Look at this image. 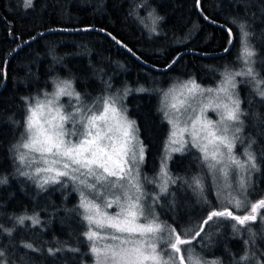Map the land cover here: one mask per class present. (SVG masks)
<instances>
[{
	"label": "trees",
	"instance_id": "obj_1",
	"mask_svg": "<svg viewBox=\"0 0 264 264\" xmlns=\"http://www.w3.org/2000/svg\"><path fill=\"white\" fill-rule=\"evenodd\" d=\"M32 2L31 7H26L25 0H0V179L5 181L0 183V253H3L0 264H85L89 255H80L78 251L84 246L80 244L81 236L89 243L84 235L89 226L76 196L59 188H41L37 181L21 174L16 147L24 137L28 108L35 96L50 92L61 78L73 81L79 93L94 98L103 96L102 100L128 83L147 82L148 73L159 72L140 64L104 34L54 33L25 46L11 58L7 85L2 90L9 56L22 43L47 30L97 28L110 33L146 63L166 68L184 50L219 53L228 47L230 37L224 29L202 19L195 0ZM152 9L159 18V36L150 42L147 22L151 21L148 15ZM202 10L210 20L227 25L235 32L233 51L222 58L187 55L172 70L161 73L166 78L174 73L183 74L179 72L182 64L211 82L209 66L220 60L238 58L236 23H243L248 36L255 40L258 37L254 30L264 31V0H204ZM258 50L264 59V41ZM117 77L125 83L120 88L115 85ZM260 91H264V85L252 88L244 106L246 114H252V118L247 119V130L256 127L264 132V99ZM129 103L145 146L147 166L160 169L170 132L161 98L157 94L136 95ZM182 161L185 167L180 165ZM259 165L256 200L264 196V156ZM172 168L174 176L180 180L208 177L202 156L194 152L177 157ZM168 203L169 198H164L160 211L166 224L174 226L173 215L169 214H172V206ZM20 217H36L39 223L25 219L21 224ZM237 237L233 233V239L228 241L233 254L227 249L222 252L227 255L225 264H243L241 258L246 250L248 252V246L244 236L243 239ZM28 244L32 245L31 249L26 247ZM49 249L54 254H50Z\"/></svg>",
	"mask_w": 264,
	"mask_h": 264
},
{
	"label": "snow or ice",
	"instance_id": "obj_2",
	"mask_svg": "<svg viewBox=\"0 0 264 264\" xmlns=\"http://www.w3.org/2000/svg\"><path fill=\"white\" fill-rule=\"evenodd\" d=\"M196 2L199 4V0ZM31 4L32 0H25L26 7ZM158 19L152 17V23L155 24ZM240 27L243 30L244 26ZM247 35L244 32V36ZM117 43L120 41L117 40ZM254 55V51L245 43L242 57L245 64L249 65L247 71L226 72L221 87L215 90L217 95L214 102L209 100L202 106H194L193 102L205 92L195 81L180 86L184 99L179 104L169 103L170 96L173 100L176 99L175 89L164 94L165 107L177 113L183 109L185 117V125L180 127L179 116L173 117L165 112L172 125L169 143L180 145L170 150L182 151L186 144L191 143L201 153L202 161L210 172L223 178L226 188L231 186L229 175L233 168L240 173L257 169L256 159L250 152H245V161L234 155L235 142L238 139L236 133L241 131L237 125L242 123V113L240 101L234 98L231 91L236 87L235 76L246 75L254 78L250 67L251 57ZM206 91L212 93L214 90ZM260 95L264 99V91H260ZM61 97L70 98L67 110L59 103ZM223 99L228 102H223ZM80 101L81 97L74 91L71 82L60 81L55 84V91L49 98L38 100L35 106L29 107L26 120L27 137L18 145L27 152L20 154L19 161L22 165L26 160L29 165L42 162L44 166L37 167L33 175L28 172L21 173L29 178L40 177L37 183L41 188L49 183H60V178L66 177L91 193L92 198L89 199L81 191L80 207L84 210L83 219L89 226L84 235L91 242L90 249L95 257V264H169V261L171 264H202L201 260L191 255L186 257L185 253L189 250L182 246L192 244L206 227H211L221 219L234 221V228L236 225L244 228L250 223H256L258 217L264 221V214L259 211L264 209V199L248 204L243 197L230 196L225 206L214 207L207 212L191 236L178 232L176 228L162 225L153 209L159 196L152 197L149 204L145 205L143 186L138 171L134 169L138 161L142 162L144 159L143 145L134 144L137 140L134 122L128 120L123 109L118 107L117 98H103L96 102L99 107L95 104L84 105ZM209 108L219 110V121L214 123L206 117L205 112ZM185 133L190 140L184 139ZM29 153L38 155L29 158ZM41 173L47 175L41 176ZM161 179L163 182L160 193L163 194L168 191L166 165L161 168ZM4 182L0 179V183ZM193 186L203 191L199 179H194ZM238 186L240 190L246 191L243 175ZM114 204L119 208L118 212L109 214L105 211ZM25 219H31L33 224L39 223L36 217H20L19 223L23 224ZM105 229L111 231L104 232ZM102 232L104 235H101ZM98 239L110 240L112 243H105L101 247L97 244ZM160 241L165 242L166 255L165 250L158 251L157 245ZM26 247L31 249L32 245L28 244ZM49 252L54 254L52 249ZM241 259H247V256Z\"/></svg>",
	"mask_w": 264,
	"mask_h": 264
},
{
	"label": "rangeland",
	"instance_id": "obj_3",
	"mask_svg": "<svg viewBox=\"0 0 264 264\" xmlns=\"http://www.w3.org/2000/svg\"><path fill=\"white\" fill-rule=\"evenodd\" d=\"M33 5V2L31 6ZM30 6V7H31ZM151 16H149V21L147 22V31L149 33V41H155L159 34L158 32V22L156 21L155 24L152 23V17H156L155 10L149 11ZM248 15L250 16L251 13L249 11ZM254 21V20H251ZM237 28H239V39H238V58L230 61V60H220L217 61L215 65H211L208 68V73L212 77V81L210 82L206 77H202L195 71L187 69L185 65H180L179 72L183 73L180 75L173 74L170 75L168 78L161 73H148L149 79L147 82L141 80L139 84L122 83L120 78L117 77L115 85L120 88L122 85V89L119 90L116 94L105 95L106 97H114L118 99V107L122 108L124 114L126 115L127 119L134 122L135 128V135L137 140L134 141V144H142L144 147V159L142 162L138 161L137 165L134 166L135 171L139 173V180L141 185L143 186V190L145 193V200L144 203L147 206L149 201L154 196H159L158 201L153 205L154 215L158 217L159 222L162 225H166L169 228H176L178 232L185 233L187 236H191L192 232L195 231L199 225V222L207 215V212L216 207L222 208L225 206L226 201L230 198V196H238L243 197L248 204L254 203L258 200L255 199L254 193L257 191L256 186L260 179L257 177L258 170H259V160L262 156H264V132L256 129V127L247 130V119L252 118L251 115L246 114V108L244 106L245 97L250 96V90L254 87H261L264 85V59H262V53L258 50L259 47L262 45L264 41V31L259 30L258 28L254 30V34L258 37V40H255L252 36L245 37L244 32H246V26L243 23H236ZM241 25H243V30H241ZM150 28H154V31H150ZM245 43L254 51L255 55L251 57V64L250 67L253 70L254 78L252 76H235L234 82L236 87L231 89L234 94V98L240 101V109H241V121L242 123L237 125L241 128V131L236 133L238 139L235 142V149L234 155H236L241 161H245L247 156L245 152H250L256 159L257 169L246 170L243 173H240L236 169H232L229 175V184L230 187H225V182L223 178L220 177L216 173H211L210 170L207 168L208 177L205 176L202 179H199L203 186V191L199 189H195L193 186L192 180H180L178 177L174 176V170L172 168L173 161L179 156H187L189 153L194 152L195 155H200L201 153L191 146V143L185 145L182 151H171V148H178L180 147L179 144H171L169 143L171 132H172V125L169 123V116L165 115V112H169L170 115L173 117L179 116V125L183 127L185 125V117L183 115V109H181L180 113L175 112L169 108L165 107L164 104V94L170 92L171 90L175 89L174 95L176 97L175 100L172 97H169V103H177L184 99V96L181 95L180 86L183 84L188 83L189 81H195L196 84L200 86V88L204 89L205 92L202 96L197 97V101L193 102L194 106H202L203 103H208L209 100L215 101V97L217 95L216 91L222 85L224 80V76L226 72L235 73V72H246L247 67L242 57L243 48ZM187 57H184L186 59ZM146 74V73H145ZM60 81H70L72 87L75 92L79 93L76 89L73 81L67 80L64 78L58 79L57 82ZM56 82V83H57ZM54 83L50 92H46L43 95H38L34 97L33 102H31V106H35L36 102L43 101L46 98H49L51 94L55 91V84ZM164 84V86H161ZM140 89H144L140 91ZM207 89H213L212 93L207 92ZM144 94H157L161 98V107L162 112L165 117V120L169 124L170 132L169 137L165 144V151L163 155V160L161 162V168L163 165H166V171L169 177L168 180V191L166 193H160V185L163 182L161 179V168L152 167L153 169L149 168L146 163V150L144 143L141 139L139 133V127L137 124V120L134 116L131 115V104L129 100L131 97L136 95H144ZM186 94V93H185ZM81 97V104L92 106L96 105L99 107V104H96L97 101H101L103 96H99V98H94L91 96L83 95L79 93ZM221 98H223V94H220ZM223 102L227 103L226 99H223ZM60 104L64 105L65 110L69 107L70 98L69 97H61ZM71 103L75 104V101H71ZM219 110H213L209 108L206 110L205 115L208 119L212 120L214 123L219 121L220 117L218 115ZM246 120V121H245ZM179 136V134H178ZM27 137V132L25 130L24 137L20 141V144L24 142V139ZM178 138V137H177ZM185 140H190V137L187 133L184 134ZM17 145L16 147V155L17 160L20 165L21 171L28 172L30 175L34 174V171L37 167L44 166L41 163H32L29 165L28 161L26 160L25 164H21L19 161V156L21 153L27 152L26 149L19 148ZM168 149V151H166ZM29 158L33 156H37L38 154L29 153ZM181 166H186L184 161L180 163ZM47 173H41V176H45ZM243 175V178L246 183V191L239 189V180ZM33 181H38L40 177L32 178ZM60 183H49L45 185L46 189H53L59 188L63 192L67 194H73L76 196L77 201L81 204V191L84 192L85 196H88L89 199L92 198L91 193L85 189L82 185L78 183H73L71 180H68L66 177L60 178ZM194 192V194H192ZM169 198V203L172 206V214L174 219V226H170L166 224L165 220L163 219L162 212L160 211V207H162L164 198ZM258 199V198H257ZM260 199H264V196ZM168 203V204H169ZM83 214L84 210L82 209ZM109 214H115L119 211V208L114 204L111 208L105 209ZM262 214H264V209L259 210ZM201 219V220H200ZM143 222V221H141ZM235 224L234 221L221 219L216 221L212 224L211 227H206L205 231L201 233L199 237H197L192 244L182 246L183 249H187L185 256L191 255L195 259L201 260L202 264H225L226 263V254H223L226 249L233 254V250L229 247L231 241L232 234L236 233L238 237L244 238L245 243L248 246V252L244 253V256H247V259H242L243 264H264V221H262L259 217L256 223H250L246 227L241 228L239 225H236L234 228L233 225ZM94 230L95 226H92ZM111 230L105 229L104 232H110ZM104 232L101 235H104ZM167 232L164 233L166 237ZM244 236V237H243ZM237 237V238H238ZM86 238V237H85ZM87 240V239H86ZM88 241V240H87ZM89 243L84 242L83 237H80V244L83 243L84 246L79 248L78 253L87 254L88 259L85 260V264H95V257L93 256ZM105 243H112L110 240H97V244L99 246H103ZM158 251L165 250V255L167 254L166 245L164 241H160L157 245ZM246 254V255H245ZM171 264V261H169Z\"/></svg>",
	"mask_w": 264,
	"mask_h": 264
},
{
	"label": "water",
	"instance_id": "obj_4",
	"mask_svg": "<svg viewBox=\"0 0 264 264\" xmlns=\"http://www.w3.org/2000/svg\"><path fill=\"white\" fill-rule=\"evenodd\" d=\"M196 1V0H195ZM204 0H199V4H197L196 2V8L197 11L199 13V15L202 17V19L206 22L209 23L213 26L219 27L221 29H224L225 31H227L228 35H229V30H231V35H229L230 37V42L228 47L226 48L227 51L223 50L219 53H212V54H202L199 53L197 51H193V50H184L182 52H180L174 59L173 61L170 63V65H168L166 68H157L155 66H152L148 63H146L145 61H143L138 55H136L134 52H132L128 47H126L124 44L117 43V39H115L110 33L101 30V29H97V28H74V29H51V30H47L44 32L39 33L38 35L34 36L33 38H30L29 40L25 41L24 43H22L16 50H14V52L9 56L6 64H5V70H4V74H5V83L2 87V90L6 87L7 85V81H8V76H7V71H8V66L10 63L11 58L22 48H24L27 45L32 44L33 42L46 37L48 35L54 34V33H66V34H76V33H83V32H94V33H101L104 34L108 37H110L112 40H114L120 47H122L127 53H129L132 57H134L140 64L146 66L148 69L152 70V71H156L159 73H167L170 70H172L176 64L183 59L184 57H186L187 55H196L202 58H206V59H210V58H222V57H226L228 56L234 49L235 45H236V35L235 32L228 27L227 25L224 24H220L217 23L215 21L210 20L203 12L202 10V3ZM207 17V19H206Z\"/></svg>",
	"mask_w": 264,
	"mask_h": 264
}]
</instances>
